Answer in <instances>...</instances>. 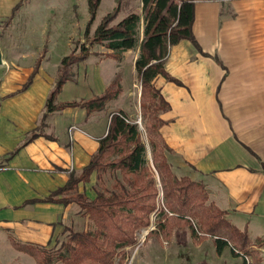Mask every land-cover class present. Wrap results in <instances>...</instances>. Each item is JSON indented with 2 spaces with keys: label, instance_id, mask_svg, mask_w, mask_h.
<instances>
[{
  "label": "crops",
  "instance_id": "crops-1",
  "mask_svg": "<svg viewBox=\"0 0 264 264\" xmlns=\"http://www.w3.org/2000/svg\"><path fill=\"white\" fill-rule=\"evenodd\" d=\"M193 2L192 32L207 54L183 39L171 47L165 62L166 70L181 82L161 74L154 80L170 103L162 113L166 122L160 126L171 147L169 161L177 176L203 181L233 224L246 229L251 240L262 239L260 246L250 248L264 253V0ZM131 26L137 37L132 47L107 49L115 55L95 59L86 69L81 66L87 59L80 61L73 68V78L56 96L57 101L91 97L118 76L122 90L108 110L87 117L85 107L66 106L48 114L41 134L32 139L28 137L41 123L58 72L41 62L24 87L35 66L7 65L2 70L0 228L8 238L9 251L21 264H27L21 254L28 253L16 249L11 237L47 245L78 215L84 220L77 204L42 199L64 185L71 171H81L89 162L114 110L122 108L132 117L139 116L141 88L135 60L144 35L143 15ZM106 59L114 62L110 76L100 66ZM96 181L95 172L79 186L92 197ZM227 248L231 249L218 254L213 239L203 240L191 244L190 252L181 258L190 264H224ZM234 256L231 264L243 263L240 255ZM0 264L14 263L0 256Z\"/></svg>",
  "mask_w": 264,
  "mask_h": 264
},
{
  "label": "trees",
  "instance_id": "trees-1",
  "mask_svg": "<svg viewBox=\"0 0 264 264\" xmlns=\"http://www.w3.org/2000/svg\"><path fill=\"white\" fill-rule=\"evenodd\" d=\"M100 1L88 0V24L95 19ZM121 2L122 0H116L114 8L103 15L91 37H87V43H83L80 49L72 48L61 59L55 87L47 98L41 123L31 131L28 139L41 134L43 121L50 113L75 105L85 107L88 117L95 111H107L109 102L119 95L122 87L117 76L100 94L67 101L56 99L64 83L75 75L73 66L87 59L93 52L92 47L101 44L109 50H115L135 44L137 37L131 25L138 21L139 15L131 12L116 20ZM142 8L144 35L135 60L137 79L141 84V124L124 109L114 110L110 115L107 131L99 138V146L89 162L81 171H71L64 185L42 199L79 205L81 212L93 221V228L78 230L66 225V238L56 248L49 244L19 241L14 237H11L12 245L31 255L37 264H113L117 253L122 254L118 262L122 264L126 254L124 247L134 246L137 242V229L150 222V213L156 208L159 183L165 204L172 212L158 221L159 231L172 233L174 229L190 228L196 238L210 235L218 254L226 247H231L234 254L243 256L242 264H246V257L250 258L248 264H259L260 257L250 247L253 244L261 245L262 239L258 237L256 241L251 240L246 229L233 224L227 217V211L210 198L209 190L202 181L194 180L188 175L174 174L171 162L165 155L166 151H171V147L164 139L160 126L166 122L162 113L170 108V103L154 80L161 74L169 80L181 82L165 67L174 44L189 39L200 49L192 32L194 2L142 0ZM200 51L207 54L202 49ZM106 55L114 56L115 53L108 51ZM36 61L24 87L30 84L41 63L40 58ZM95 172L96 194L91 197L79 185L90 181Z\"/></svg>",
  "mask_w": 264,
  "mask_h": 264
},
{
  "label": "rangeland",
  "instance_id": "rangeland-1",
  "mask_svg": "<svg viewBox=\"0 0 264 264\" xmlns=\"http://www.w3.org/2000/svg\"><path fill=\"white\" fill-rule=\"evenodd\" d=\"M140 1L122 0L120 13L116 20L131 12H136L139 17L143 15L142 2ZM100 2L95 19L91 24H88L90 19L88 0H0V45L5 59L4 67L0 66V75L7 65L32 68L39 58L43 67L57 74L61 59L69 54L72 48L80 49L83 43H87V37H91L103 15L111 11L116 5V0H101ZM92 50L93 52L87 58V62L82 61L84 62V67L83 64L81 66L83 69L88 68L87 64L90 66L95 59L107 56L105 52L107 48L101 44L95 45ZM113 63L112 59H106L100 63L105 76L112 74ZM75 65H80V62ZM138 86L141 88L140 82ZM54 87L55 85L52 88L54 89ZM139 117H141L140 105L139 116L136 117L137 121ZM169 152L166 151L165 154L168 160ZM163 196V190L158 183L156 208L150 213V222L148 225L137 229V242L134 246L124 247L126 254L122 264H190L181 258L186 255V252H190L189 246L212 239L210 235L196 238L190 228L174 229L172 233L159 231L158 221L165 219V214L169 215V209ZM157 208L158 211L155 212ZM83 217L84 220L78 215L74 222H69V225L71 224L74 229L78 230L93 228V221L88 215L83 214ZM146 229L147 231L144 233ZM199 232L201 233V230ZM8 233L13 234L11 230ZM66 234L64 230L57 233L49 246L52 245L53 248L60 246L61 241L66 238ZM7 241L8 238L4 230L0 228V256L7 260L10 259L11 263L21 264V259H14L15 256L9 251ZM187 245L189 246L187 247ZM257 245L260 246V244ZM227 251L228 256L224 258L223 262L224 264H231V259H235L234 255L237 254H233L230 248H227ZM256 252L260 257L259 264H264V253H261L260 250ZM21 255L27 259V264H37L32 256ZM121 255V253L115 255L113 264H118ZM164 255L169 257L168 260L163 259ZM240 256L243 258L242 255ZM248 260L250 261L249 257ZM55 264L62 263L56 262Z\"/></svg>",
  "mask_w": 264,
  "mask_h": 264
},
{
  "label": "built area",
  "instance_id": "built-area-1",
  "mask_svg": "<svg viewBox=\"0 0 264 264\" xmlns=\"http://www.w3.org/2000/svg\"><path fill=\"white\" fill-rule=\"evenodd\" d=\"M138 122L141 124V117H139ZM160 194H162V192H160ZM159 206H160V205H159ZM159 206H158V208H159V210H160V207H159ZM158 208L155 210V212L158 211ZM155 212H154V213H155ZM154 213H153V214H154ZM168 213H169V214H172L171 211H168ZM155 214H156V213H155ZM152 227H153V226H152ZM146 231H147V229L144 230V233H146ZM199 233H200V232H199ZM246 261H247L246 264H248V263H249L248 257H246Z\"/></svg>",
  "mask_w": 264,
  "mask_h": 264
},
{
  "label": "water",
  "instance_id": "water-1",
  "mask_svg": "<svg viewBox=\"0 0 264 264\" xmlns=\"http://www.w3.org/2000/svg\"><path fill=\"white\" fill-rule=\"evenodd\" d=\"M0 36H1V32H0ZM5 59H4V56H3V50L1 48V45H0V65H3L5 64Z\"/></svg>",
  "mask_w": 264,
  "mask_h": 264
}]
</instances>
